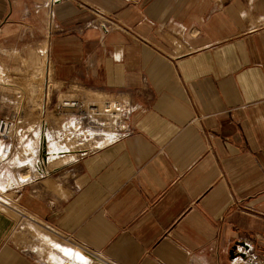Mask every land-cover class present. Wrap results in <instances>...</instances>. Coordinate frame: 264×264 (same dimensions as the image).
<instances>
[{"label":"crops","instance_id":"0c3cea01","mask_svg":"<svg viewBox=\"0 0 264 264\" xmlns=\"http://www.w3.org/2000/svg\"><path fill=\"white\" fill-rule=\"evenodd\" d=\"M43 46L56 92L130 111L84 151L41 128L39 175L14 157L0 264H47L15 215L102 264H232L248 247L264 264V0H0V64L30 69ZM28 229L69 259L74 245Z\"/></svg>","mask_w":264,"mask_h":264},{"label":"rangeland","instance_id":"374dc122","mask_svg":"<svg viewBox=\"0 0 264 264\" xmlns=\"http://www.w3.org/2000/svg\"><path fill=\"white\" fill-rule=\"evenodd\" d=\"M44 47L45 46H43L40 52L35 54V56L33 57V65L32 67H30V69H15V72H13L12 69L6 65V67L8 68L7 70L9 72H12L11 81L13 85L3 84L0 88V116H14L18 120V125L14 128V134L16 132L15 130L18 128L17 131H19L21 135H25L24 138H22L24 140L23 147L19 149L17 153L15 152V149H13L12 147L10 148V142L12 141V139L1 140L0 142L2 147L8 149L7 152L6 149H3L4 152L1 151V156L5 159L4 162L0 165V183L4 184L2 186L0 185V203H5L11 206H14V202L12 200V194L9 193V188L13 183L10 181V173L11 171L13 172L14 169V157L16 155L22 156V158L24 156H30L33 159L31 164L29 163L28 166H25L28 168V172H23V178L27 175V173L28 175H30L29 172L31 168H33V172H35L36 175L42 173L37 172L34 166L38 159V134L42 128V121H45V123L48 124L51 128H57L58 131L61 128L66 129H62L58 133L57 130L55 131V133H57L56 138L59 145L65 146L64 148L69 147L75 149H83L84 151L88 148L100 146L101 144L111 140L114 136H116L117 133V128L109 126V124L115 123L116 119L114 118H108L106 120L105 117H102V122L104 121V125H102L100 128H83V126H81L82 124L78 120L73 118V116H70L67 113L57 112L56 109L53 110L57 100L63 97L65 93L56 92L51 80V71L50 69H48L49 94L47 100L44 97V83L45 78L47 77V57L44 52ZM3 82L6 83L7 81L4 80ZM68 95L74 96L71 94ZM86 99L96 101L102 100L94 97H86ZM25 122V125H20L21 123ZM25 167H23V169ZM0 207H2L1 204ZM15 217L17 219V224L14 228L16 234L24 239L26 247L34 249L47 264H70V260L67 258H64L63 262L52 260L48 255L47 245L40 242V240H38L37 237L33 235L32 231L28 229L29 225H34L36 228L43 229L44 231L53 234L59 240L70 245H74L76 248L83 251L84 254L88 256L87 261L83 264H102L90 252L71 243V241L67 240V238L62 237L51 230L48 231L42 228L35 222L27 220V217H23L21 215H15Z\"/></svg>","mask_w":264,"mask_h":264},{"label":"built area","instance_id":"2783aa9c","mask_svg":"<svg viewBox=\"0 0 264 264\" xmlns=\"http://www.w3.org/2000/svg\"><path fill=\"white\" fill-rule=\"evenodd\" d=\"M57 1V0H53ZM8 68L5 65L0 64V88L3 84L13 85L11 81L12 72L7 70ZM46 74L45 78V95L44 97L48 98V66L46 64ZM7 81L6 83L3 81ZM57 110V112L67 113L70 116H73L76 120H78L83 126V128H100L104 125L103 118L106 120L108 118L116 119L114 124H109V126H113L117 128V133L124 128L125 119L130 111L129 105L123 100H108L102 99L100 101L89 100L81 97H74L68 94H65L63 97L57 100L53 110ZM45 121H42V125H45ZM18 125V120L12 116H0V142L1 140L11 139L14 135V128ZM116 133V135H117ZM8 151L7 148L1 146L0 143V165L4 162V157L1 156V151ZM43 163V162H42ZM41 163V164H42ZM43 164V168H44ZM43 170V169H42ZM232 264H261L256 259L254 254L248 248L244 250L237 251L233 258L231 259Z\"/></svg>","mask_w":264,"mask_h":264},{"label":"bare ground","instance_id":"6f19581e","mask_svg":"<svg viewBox=\"0 0 264 264\" xmlns=\"http://www.w3.org/2000/svg\"><path fill=\"white\" fill-rule=\"evenodd\" d=\"M49 122V121H48ZM62 122V121H61ZM68 122H69V120H68ZM70 125V124H69ZM71 125H72V122H71ZM50 126L48 125V124H45V125H42V128L43 129H46V128H49ZM62 129H65V128H62ZM66 130V129H65ZM54 136L55 135V130H47L46 131V136L47 137H51V136ZM45 136V137H46ZM47 137L45 138L46 140H47ZM51 138H54V137H51ZM45 139L43 138L42 139V141H41V157L44 159L45 158V156H46V144H45ZM69 139H71V138H69ZM54 141V140H53ZM51 143V142H50ZM56 142L54 141V144H55ZM49 145H47V147H48ZM75 146V145H74ZM51 147H52V145L50 146V149H51ZM54 147V146H53ZM49 149V148H48ZM56 148H53V150H55ZM61 150V149H60ZM64 150V149H63ZM67 151H68V153H72V152H70V151H72L73 149H66ZM77 150V149H76ZM75 150V151H76ZM50 151V150H49ZM56 151V150H55ZM54 151V152H55ZM80 151V150H79ZM79 151H76V152H79ZM4 152V151H3ZM52 152V151H51ZM58 153V152H57ZM75 153V152H74ZM52 154V153H51ZM67 154V153H66ZM70 155V154H69ZM49 157L48 158H50L51 156L50 155H48ZM62 156V155H61ZM71 156V155H70ZM30 157V156H29ZM53 157V156H52ZM56 157H57V155H56ZM51 160H52V158H50ZM49 160V159H48ZM46 162V161H45ZM40 163H42V160L40 159V162H38V165L40 166ZM45 165V164H44ZM38 166V167H39ZM36 168V167H35ZM37 169V168H36ZM66 252V254L65 255H67L68 257H69V259H70V264H83V263H85L86 261H87V258H86V255L84 254V252L83 251H81L80 249H78V248H76L75 246H73L72 247V250L71 251H65ZM71 258H72V260H71ZM64 260H62L61 262H63ZM67 261H69V260H67ZM68 264V263H67Z\"/></svg>","mask_w":264,"mask_h":264}]
</instances>
